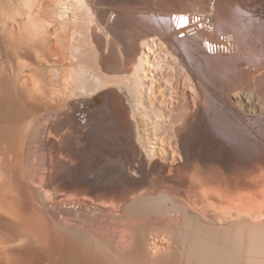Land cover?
Returning a JSON list of instances; mask_svg holds the SVG:
<instances>
[{
	"label": "bare ground",
	"instance_id": "bare-ground-1",
	"mask_svg": "<svg viewBox=\"0 0 264 264\" xmlns=\"http://www.w3.org/2000/svg\"><path fill=\"white\" fill-rule=\"evenodd\" d=\"M0 34V264H264V0H0Z\"/></svg>",
	"mask_w": 264,
	"mask_h": 264
},
{
	"label": "rangeland",
	"instance_id": "rangeland-1",
	"mask_svg": "<svg viewBox=\"0 0 264 264\" xmlns=\"http://www.w3.org/2000/svg\"><path fill=\"white\" fill-rule=\"evenodd\" d=\"M199 27H201V26H199ZM233 42H234L233 40L232 41H229V42H228V40H225V44L224 45H221L220 46V49L223 48V49L227 50V49L233 48L234 47L233 46ZM8 53L9 52L7 50V47H6V43L4 41V38L2 37V34H0V61H6V58L9 57ZM0 64H1V62H0ZM161 67L162 66L156 67L154 69V73L152 75V76H154V83H155L154 86H157V87H159V86L162 87L163 86V88L161 89V92L167 93V95L168 94L170 95L172 93V91H170L169 89L167 90V87L171 88L170 85L167 83V77L166 76H167L168 71H166L164 68H161ZM188 93L190 94V96L192 95V92L191 91H189ZM84 114H86V115H84ZM85 116H87V113H82V114H79L78 113L77 114V117H78L77 122L80 123V124L83 123V125H84V123H86L85 122L86 121V117ZM80 117H83V118H80ZM84 117H85V120H84ZM163 146L172 155L173 148L171 146H168L167 143L166 144H163ZM157 148L159 149L160 147H157Z\"/></svg>",
	"mask_w": 264,
	"mask_h": 264
}]
</instances>
